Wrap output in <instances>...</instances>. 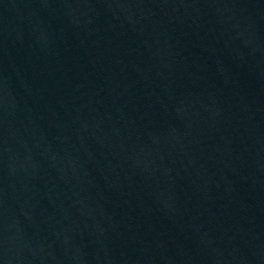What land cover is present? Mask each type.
Returning <instances> with one entry per match:
<instances>
[{
    "label": "water",
    "instance_id": "water-1",
    "mask_svg": "<svg viewBox=\"0 0 264 264\" xmlns=\"http://www.w3.org/2000/svg\"><path fill=\"white\" fill-rule=\"evenodd\" d=\"M0 264H264V0H0Z\"/></svg>",
    "mask_w": 264,
    "mask_h": 264
}]
</instances>
